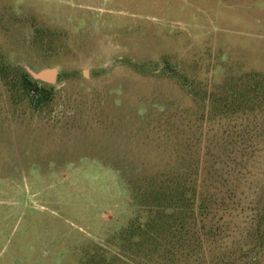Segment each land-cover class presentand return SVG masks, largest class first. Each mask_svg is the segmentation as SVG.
Segmentation results:
<instances>
[{"label": "rangeland", "instance_id": "1", "mask_svg": "<svg viewBox=\"0 0 264 264\" xmlns=\"http://www.w3.org/2000/svg\"><path fill=\"white\" fill-rule=\"evenodd\" d=\"M0 58L57 73L38 111L0 84V264H167L141 191L211 165L232 207L178 232L175 264H264V99L220 102L264 74V0H0Z\"/></svg>", "mask_w": 264, "mask_h": 264}, {"label": "trees", "instance_id": "2", "mask_svg": "<svg viewBox=\"0 0 264 264\" xmlns=\"http://www.w3.org/2000/svg\"><path fill=\"white\" fill-rule=\"evenodd\" d=\"M9 70H12V72L19 71L17 84L14 80L8 81L7 74L9 73ZM0 73H2L0 84L3 87L8 88L6 90L9 93V100L12 103H16L23 99H29L33 106V110L37 111L43 105H47L49 99L46 94L48 92L46 91V87L43 84L32 80V78L25 71L20 70V68H11L0 58ZM224 94L225 97L221 98L220 102H225V104H223L224 107L221 108V112L225 115L233 113L230 108L236 107L242 103L245 104L255 99L262 100L264 99V74L258 75L253 84H247L241 90L229 88ZM211 104L212 103H209L207 99H203V105L205 108L207 105ZM224 108H226L228 112H224ZM227 158L236 160L237 152L235 151L229 153L225 159ZM218 159L219 157L217 156L216 160ZM216 168L217 167L214 165H211L210 169L204 173L202 179H199L197 176V170L194 173L187 172L188 170H185L184 172H176L178 174L166 175L158 182H155V180L144 185L146 187L141 191L142 198L144 200L151 198L150 200L152 202L155 201L153 203L157 204V206H155L157 210H153V207H148V219L145 225L151 226L156 224L160 225V227L164 225L167 227V233H170V230H173L178 234V232L180 233L182 229L189 231L188 229L192 227L191 224L196 227V216L207 218L209 215H212V217H210V221H213L214 215L229 211L232 207L230 204L231 202H226V200L233 197L229 195L231 190H228L226 194L225 192L219 191L221 192L219 193V197L216 196L218 194L217 192H212L213 195H206L209 191L208 189L210 188L211 191H214L211 187L215 186L214 183H210L208 185L205 180L211 178L213 171H215ZM196 169H198V167ZM236 170L237 173H239V169ZM214 194H216L215 198L213 197ZM158 217L160 220L163 218L165 221L163 223L160 222V220L158 221ZM156 219L157 222H155ZM169 219L173 220V224H170L171 222ZM251 221L253 223V234L251 235L254 236L257 243V245H255V256H253L251 260H256L257 255L264 253V247L261 241L264 237V199L262 201V207L259 208V211L256 213L255 219ZM219 223L216 221L215 223L210 224L208 234L210 233L211 235L217 232H222L223 223ZM177 224L179 227L178 229L175 228ZM204 225L205 223L202 222L200 230L205 229ZM177 234L175 233L172 237L169 235L170 238H175V243H177L178 248L174 249V247L171 249L167 257L169 258V260L166 261L167 264H175V258L177 256H181L183 257L182 259H185L188 255V249H185V246L180 243L183 240L182 236L178 237ZM171 260H174V262L170 263Z\"/></svg>", "mask_w": 264, "mask_h": 264}, {"label": "water", "instance_id": "3", "mask_svg": "<svg viewBox=\"0 0 264 264\" xmlns=\"http://www.w3.org/2000/svg\"><path fill=\"white\" fill-rule=\"evenodd\" d=\"M26 73L32 78V80L47 84V85H54L57 79V73L55 70H39V71H32L28 67L25 68Z\"/></svg>", "mask_w": 264, "mask_h": 264}]
</instances>
